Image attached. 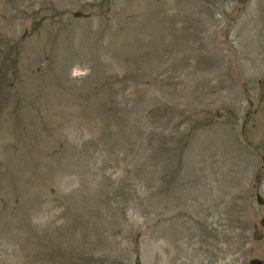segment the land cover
<instances>
[{"label": "rangeland", "instance_id": "1", "mask_svg": "<svg viewBox=\"0 0 264 264\" xmlns=\"http://www.w3.org/2000/svg\"><path fill=\"white\" fill-rule=\"evenodd\" d=\"M259 195L264 0H0V264L264 261Z\"/></svg>", "mask_w": 264, "mask_h": 264}, {"label": "water", "instance_id": "2", "mask_svg": "<svg viewBox=\"0 0 264 264\" xmlns=\"http://www.w3.org/2000/svg\"><path fill=\"white\" fill-rule=\"evenodd\" d=\"M245 1L246 0H241V2H243V3ZM74 17L75 18L85 19V18H88L89 15H86V14H84L82 12H76V13H74ZM258 200H259V204L260 205H264V199L260 195L258 196ZM260 224L264 227V219H262L260 221ZM254 238L256 240H261L263 238V235L261 233H259V232H256L255 235H254ZM251 264H264V262L259 260V259H256V260L251 261Z\"/></svg>", "mask_w": 264, "mask_h": 264}]
</instances>
